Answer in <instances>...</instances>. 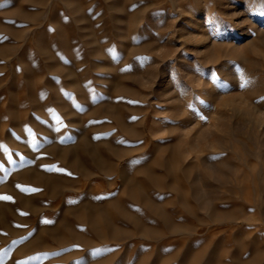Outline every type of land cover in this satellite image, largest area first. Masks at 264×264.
<instances>
[{
    "label": "rangeland",
    "instance_id": "obj_1",
    "mask_svg": "<svg viewBox=\"0 0 264 264\" xmlns=\"http://www.w3.org/2000/svg\"><path fill=\"white\" fill-rule=\"evenodd\" d=\"M250 3L0 0V197H11L0 198V264H253L250 243L264 251V21ZM216 95L261 111L215 116ZM137 187L157 210L130 201ZM90 200L102 243L62 209L85 216ZM214 206L236 218L210 217ZM133 218L160 234L141 236Z\"/></svg>",
    "mask_w": 264,
    "mask_h": 264
},
{
    "label": "bare ground",
    "instance_id": "obj_2",
    "mask_svg": "<svg viewBox=\"0 0 264 264\" xmlns=\"http://www.w3.org/2000/svg\"><path fill=\"white\" fill-rule=\"evenodd\" d=\"M252 3H250L254 8H252L253 9V13H255V15L256 16H258V18L260 19V20H262V21H264V0H250ZM249 9V8H248ZM251 9V8H250ZM249 9V10H250ZM249 10H247V12L249 11ZM255 10V11H254ZM253 20V19H252ZM262 77V76H261ZM229 86V85H228ZM218 88V87H217ZM220 94V93H219ZM229 97V96H228ZM264 97V96H263ZM216 98H217V95H216ZM199 99V98H198ZM203 99V98H202ZM217 99H219V98H217ZM217 99H216V101H217ZM262 99V98H261ZM181 100V99H180ZM214 100V99H213ZM199 101V100H198ZM237 101V100H236ZM204 102V101H203ZM214 102H215V100H214ZM251 102V101H250ZM252 103V102H251ZM188 104V103H187ZM219 106L217 105V107H215L216 108V115L215 116H219V115H221V108L222 109H226L227 111H229L230 113L232 112V113H234L235 114V112L236 111H238V112H240V114H242V113H248V114H252L253 112H254V109H257V110H260L261 111V108L259 107V106H257V105H249V104H247L246 106H242V108L240 107V106H237L236 104H234V99L232 98V96H231V98H225V99H222L221 101H220V99H219ZM239 105H241V104H239ZM196 106V105H195ZM199 106V105H198ZM201 108H203L202 106H201ZM263 108V107H262ZM191 109V108H190ZM200 109V108H199ZM210 109V108H209ZM252 109H253V112H252ZM206 111V110H205ZM264 111V110H263ZM223 112H225V111H223ZM222 112V113H223ZM215 113V112H214ZM226 113H228V112H226ZM226 113H224V114H226ZM256 113V111L254 112V114ZM223 114V115H224ZM257 114V113H256ZM263 114H264V112H263ZM222 115V116H223ZM228 115H229V113H228ZM232 115V114H231ZM243 115H245V114H243ZM192 116V115H191ZM212 115H209V117H211ZM226 116V115H225ZM195 117V116H194ZM196 117H198V116H196ZM259 117V116H258ZM240 118V117H239ZM200 119V118H199ZM211 119V118H210ZM224 119V118H223ZM209 120V119H208ZM220 120H222V119H220ZM225 120V119H224ZM241 120V119H240ZM217 121L219 122V120H218V118H217ZM218 122H217V124H218ZM223 123H225V122H223ZM239 123V122H238ZM174 124V123H173ZM230 124H232V122L230 123ZM247 124V123H246ZM209 125V124H208ZM226 125V124H225ZM223 126H224V124H223ZM223 126H221V127H223ZM230 126V125H229ZM234 127H236V126H234ZM231 128V127H230ZM232 128H233V126H232ZM221 129V128H220ZM229 129V128H228ZM235 129V128H234ZM238 129V128H237ZM231 130H233V129H231ZM243 130V129H242ZM222 131V130H221ZM227 131V130H226ZM242 133V132H241ZM234 133H232V135H233ZM220 135V134H219ZM226 135V134H225ZM230 135H231V133H230ZM231 135V136H232ZM235 135V134H234ZM221 136V135H220ZM230 136V137H231ZM247 136V135H246ZM216 137V136H215ZM229 137V136H228ZM228 137H224V140L222 141L223 143L222 144H224V145H230V144H235L236 143V141H233L232 142V140H234V139H228ZM238 137V136H237ZM253 138H254V136H253ZM217 139V138H216ZM237 138H235V140H236ZM213 141H215V139L213 140ZM217 141V140H216ZM238 141V140H237ZM106 142V141H105ZM219 142H221V141H219ZM219 142H218V144H219ZM241 142V141H240ZM250 144V143H249ZM103 145H105L106 146V144H103ZM119 146V145H118ZM217 146H219V145H217ZM221 147H222V145H220ZM235 146H236V144H235ZM237 146H238V142H237ZM236 146V147H237ZM250 146V145H249ZM120 147V146H119ZM91 148V147H90ZM94 147H92V149H93ZM220 148V147H219ZM224 148V147H223ZM222 148V149H223ZM239 148V147H238ZM250 148V147H249ZM94 149H96V148H94ZM112 149H114V148H112ZM231 149V148H230ZM232 149H234V148H232ZM91 150V149H90ZM123 150V149H122ZM121 149H120V151H122ZM111 151H113V150H111ZM115 151V150H114ZM92 152V151H91ZM121 153H123V151L122 152H119V154L121 155ZM112 154V153H111ZM115 154H116V152H115ZM123 154H125V152L123 153ZM258 154V153H257ZM118 155V154H117ZM112 156L114 157L115 155L114 154H112ZM243 156V154L241 155V157ZM245 156V155H244ZM243 156V157H244ZM119 157V156H118ZM121 157H122V155H121ZM214 157V156H213ZM98 158V157H97ZM120 158V157H119ZM245 158V157H244ZM243 158V159H244ZM247 158V157H246ZM245 158V159H246ZM215 159V158H214ZM244 161V160H243ZM103 163V162H102ZM245 163V162H244ZM75 164H77L76 162H75ZM70 165V164H69ZM248 165V164H247ZM102 166H103V164H102ZM189 166V165H188ZM79 167V166H78ZM77 167V168H78ZM81 167V166H80ZM105 167V166H104ZM83 171V170H82ZM103 171V170H102ZM81 172V171H80ZM145 172V171H144ZM191 172V171H190ZM25 173H29L30 174V176L32 177V178H34V180L36 179V178H42L43 180H44V182L46 183V184H50V183H53L52 182V176H43L41 173H39V172H33V171H31V172H29L28 170L27 171H25L24 173H22V176H24V174ZM82 173V172H81ZM185 174H186V172H185ZM188 175H190V174H188ZM187 176V175H186ZM185 176V177H186ZM149 178H150V180L153 182V186H154V188L156 189V190H158L159 192L160 191H175V189L176 188H174L173 187V185H171V184H162V178H155V177H152V176H149ZM189 178V177H188ZM54 179V178H53ZM212 179V178H211ZM204 180V179H203ZM149 181V180H148ZM151 183V182H150ZM193 183V182H192ZM3 184V183H2ZM213 185V184H212ZM128 186V185H127ZM137 188H139V187H137ZM178 188V187H177ZM192 188V187H191ZM214 188V187H213ZM13 189V188H12ZM131 189V188H130ZM187 189V188H186ZM194 189V188H193ZM212 189V188H211ZM228 189V188H227ZM255 189V188H254ZM128 190V189H127ZM215 189H213V191H214ZM223 190V189H222ZM246 190H248V189H246ZM187 191V190H186ZM216 191V190H215ZM218 191V190H217ZM226 191V190H225ZM138 192H142V191H140V188L139 189H135V188H133V189H131V191L129 190V192H128V194H129V197H130V201L132 200L133 202H140V203H143L145 206H147V207H149V209L150 208H152V209H155V210H157V208L156 207H154V205L152 204V202L150 201V199L144 194V195H140V194H138ZM227 192H228V190H227ZM146 193V192H145ZM186 194V193H185ZM243 194H244V192H243ZM257 195V194H256ZM128 196V195H127ZM184 196V195H183ZM223 197V196H222ZM250 198V197H249ZM184 199V198H183ZM93 200V199H92ZM92 200H90V201H88L86 204H85V216H83L80 212H79V207L77 206V205H72V206H69L68 208L66 207H64V208H62L63 209V211H72L73 209L75 210V220L77 221V222H82L83 220L89 225V226H91V230H95V233H96V236L98 237V239H99V242L100 243H102V241H103V237H104V233L103 232H101V230L99 229V226H98V222H97V220H95L94 219V217H93V215H92V212L95 210H97V209H99L101 206L99 205L98 206V204L96 203V202H94V201H92ZM24 201V200H23ZM84 201V200H83ZM23 203V202H22ZM25 203H26V201H25ZM104 203V202H103ZM179 203V202H178ZM100 204H102V202L100 201ZM113 204V203H112ZM186 204V203H185ZM105 205V204H104ZM192 205V204H191ZM196 205V204H195ZM107 206V205H106ZM117 206V205H116ZM184 206V205H183ZM211 206V205H210ZM187 207V206H186ZM115 208V207H114ZM209 208V207H208ZM211 208V207H210ZM220 208V207H219ZM219 208H217V206L215 207H213V208H211V210H210V217H213V218H218V219H220V217L222 218L223 217V219L225 220H228V221H231V220H234V218L233 217H235L236 218V216H233L234 215V213H232L231 215H230V213H228L227 214V212L226 213H224L225 211H221L222 209H220L219 210ZM82 209V208H81ZM117 211L119 212V214L122 216V217H124V218H129V217H133V216H131L130 214H132V213H130V212H128L126 209H119V207H118V209H117ZM193 213V212H192ZM13 214V213H12ZM72 214H73V211H72ZM160 214V213H159ZM62 218V217H61ZM136 218V217H135ZM131 219V218H130ZM129 219V220H130ZM134 219V218H133ZM132 219V220H133ZM136 219H139V218H136ZM136 219H134L133 221L137 224V226H138V228L137 229H139L140 231H138V232H140V235L141 236H146V237H154L155 235H157L160 231L159 230H156V229H153V228H148V227H146L145 225H142L141 223H140V221L139 220H137V222L135 221ZM58 220H60L61 221V219H58ZM64 219H62V221H63ZM222 220V219H221ZM246 220V219H245ZM67 220H65V222H66ZM139 221V222H138ZM251 220H249V222H250ZM100 222V221H99ZM60 223H64V222H60ZM113 223V222H112ZM133 223V222H132ZM57 224V223H56ZM249 224V223H248ZM54 226H51L49 229H46V230H48V232H54V231H57V227L55 226V224H53ZM64 225H66V224H64ZM64 225H62V226H64ZM135 226V225H134ZM121 227V226H120ZM179 227H181V226H179ZM179 227H177V226H174V224H171V223H169L168 222V226H167V230L169 231V232H175V231H182ZM186 227V226H185ZM48 228V227H47ZM65 228L67 229L68 228V232H69V230H70V233H71V235H72V240L73 241H76V242H81V243H84V244H86V239H84L83 237L81 238V236L80 235H78L76 232H75V230L73 229L74 227L71 225V223L70 224H67V227L65 226ZM21 231V230H20ZM121 231V230H120ZM120 231L117 229V228H115L114 226H111V225H109V231H108V236L110 235V237H112V238H116V237H118L119 238V236H117L119 233H120ZM159 231V232H158ZM94 232V231H93ZM122 232V231H121ZM136 232H137V230H136ZM137 232V233H138ZM195 232V231H194ZM56 233V232H55ZM136 233V234H137ZM128 235H129V233H127ZM160 234V233H159ZM55 235V234H54ZM124 235V234H123ZM58 237V236H57ZM61 237V238H60ZM58 239H62V236H60ZM254 237V236H253ZM36 238V237H35ZM258 238H259V236H258ZM37 239V238H36ZM55 239H56V237H55ZM117 239V238H116ZM59 240V241H60ZM71 240V239H70ZM88 240H89V238H88ZM115 240V239H114ZM32 241V240H31ZM58 240H56V242H57ZM94 241V240H93ZM251 241V240H250ZM89 242V241H88ZM104 242V241H103ZM29 243H31V242H28V243H26L25 245H24V247H22L23 249L24 248H26V247H28L29 245H32V244H29ZM59 243V242H58ZM61 243H62V241H61ZM90 243V242H89ZM246 243H248V242H246ZM246 243H245V246H248V245H246ZM250 244H252L253 246H251V247H249L250 249L252 248V250L254 251L253 253H254V257H251L252 259L250 260V262L252 261L253 262V264H262V262H263V259H264V251H259V250H257V246L258 245H256V244H258L257 242H256V244H253V243H250ZM99 246V245H98ZM97 247V246H96ZM94 248V247H93ZM213 249V248H212ZM258 249H259V247H258ZM251 250V251H252ZM208 253H210V252H208ZM215 253V252H214ZM122 254V253H121ZM199 254V256L201 255V253H198ZM74 255V254H73ZM100 255V254H99ZM109 255H111V254H109ZM203 255H205V254H203ZM195 256V255H194ZM199 256H197V257H199ZM78 257V256H77ZM108 258H110L109 256H107ZM114 258L115 257H113V260H114ZM196 258V257H195ZM200 258V257H199ZM236 258V257H235ZM234 258V259H235ZM249 258V257H248ZM106 259L107 258H104V257H102L101 259H98V260H96L95 259V262H93V264H104V263H106ZM244 259V258H243ZM242 258L241 259H239L238 257H237V259L235 260V261H237V262H235V264H246L247 262V260L246 261H242L243 260ZM112 259H111V262L113 261ZM116 260V259H115ZM114 260V261H115ZM110 261V260H109ZM72 262V261H71ZM234 262V261H233ZM246 262V263H245ZM249 262V263H250ZM90 263V262H89ZM107 263H108V261H107Z\"/></svg>",
    "mask_w": 264,
    "mask_h": 264
},
{
    "label": "snow or ice",
    "instance_id": "obj_3",
    "mask_svg": "<svg viewBox=\"0 0 264 264\" xmlns=\"http://www.w3.org/2000/svg\"><path fill=\"white\" fill-rule=\"evenodd\" d=\"M245 85H241V87H244ZM0 198H2V199H11V197H7V196H4V197H0ZM45 223H48V221H45Z\"/></svg>",
    "mask_w": 264,
    "mask_h": 264
}]
</instances>
